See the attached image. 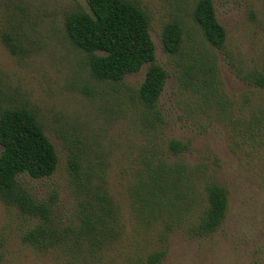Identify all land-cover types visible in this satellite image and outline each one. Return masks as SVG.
<instances>
[{
    "label": "rangeland",
    "instance_id": "rangeland-1",
    "mask_svg": "<svg viewBox=\"0 0 264 264\" xmlns=\"http://www.w3.org/2000/svg\"><path fill=\"white\" fill-rule=\"evenodd\" d=\"M129 1L168 73L153 108L139 99L148 64L121 82L91 75L66 31L85 0H0V111H31L59 158L51 177L19 178L46 218L0 197V264H264V89L246 79L264 73V0H213L222 49L194 20L198 0ZM172 22L178 55L162 43ZM211 184L227 218L198 236Z\"/></svg>",
    "mask_w": 264,
    "mask_h": 264
},
{
    "label": "trees",
    "instance_id": "trees-1",
    "mask_svg": "<svg viewBox=\"0 0 264 264\" xmlns=\"http://www.w3.org/2000/svg\"><path fill=\"white\" fill-rule=\"evenodd\" d=\"M89 11L68 15L66 31L75 47L87 54L91 75L99 81L121 82L128 75L138 73L149 65L139 89V99L145 106L157 105L168 79V73L156 63V47L150 34V18L129 0H85ZM194 20L205 39L222 49L226 30L218 22L213 0H198ZM12 52V39L5 36ZM164 50L178 55L183 45V29L179 22L167 24L162 33ZM247 81L264 89V73H252ZM0 197L18 206L24 213L46 218L48 210L34 202L19 185L26 175L40 180L51 177L57 170L59 158L36 116L27 109L0 111ZM179 152L178 143L173 144ZM76 166V163L74 164ZM207 208L199 217L192 232L208 236L216 232L227 218L228 192L211 184L207 188ZM37 238L32 233L30 238ZM160 257L150 259L155 264Z\"/></svg>",
    "mask_w": 264,
    "mask_h": 264
}]
</instances>
